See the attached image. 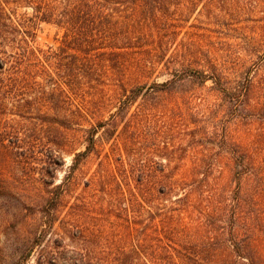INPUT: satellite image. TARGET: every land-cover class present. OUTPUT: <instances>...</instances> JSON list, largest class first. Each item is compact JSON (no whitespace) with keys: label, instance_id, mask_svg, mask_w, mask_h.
Returning <instances> with one entry per match:
<instances>
[{"label":"rangeland","instance_id":"obj_1","mask_svg":"<svg viewBox=\"0 0 264 264\" xmlns=\"http://www.w3.org/2000/svg\"><path fill=\"white\" fill-rule=\"evenodd\" d=\"M172 4L168 13L177 18L171 20L177 42L188 46L193 39L200 49H187L182 56L168 53L162 63L132 77L124 87L117 82L107 88L105 98L89 105L88 119L69 131L64 162L59 165L55 158L49 173L41 158L43 138L50 131H38L36 117L7 114L25 108L9 104L1 110L0 264H37L49 254L66 261L73 251L101 261L134 247L146 251V257H135V262L152 264V228L143 241L133 196L136 183L128 182L127 170L162 166L227 170L235 165L232 156L238 144L248 153L247 163L255 161L264 178V0H198L183 19L175 14L178 5ZM34 23L37 47L60 45L61 28ZM188 66L211 79L201 82L183 75L171 92L120 99L138 82L164 81ZM100 120L106 125L97 135L96 151L71 173L75 154L88 145L87 129ZM36 129L37 145L29 148L26 135ZM105 170L115 173L107 187L99 179ZM242 181L247 185L253 180ZM59 183L65 191L48 227L43 210ZM64 252L67 256L62 258Z\"/></svg>","mask_w":264,"mask_h":264},{"label":"trees","instance_id":"obj_2","mask_svg":"<svg viewBox=\"0 0 264 264\" xmlns=\"http://www.w3.org/2000/svg\"><path fill=\"white\" fill-rule=\"evenodd\" d=\"M178 1L0 0V116L12 104L26 111L10 109L7 114L36 117L38 131H50L42 144L41 161L47 173L55 158L57 164L64 162L69 131L88 119L89 105L105 98L107 88L117 82L124 87L132 77L162 63L168 53L182 56L187 49H200L193 39L188 46L177 42L176 24L171 21L177 18L168 13L171 4L178 5L175 14L183 19L198 0ZM39 21L63 30L60 45L47 49L35 45L34 22ZM183 75L201 82L211 79L203 70L188 66L164 81L138 82L120 99L134 101L144 93L171 92ZM105 125L106 120H100L87 129L88 145L75 154L71 173L96 151L97 135ZM33 131L37 129L26 135L29 148L37 145ZM234 151L235 165L227 170L162 166L125 172L128 182L136 183L133 196L143 241L152 228V264H264V178L255 161L247 163L243 146L237 144ZM114 177L109 170L99 175L105 187ZM244 178L253 181L246 185ZM53 184L45 186L49 189ZM64 191V184H56L46 201L48 227L57 217ZM145 252L121 249L100 261L73 251L68 256L61 253L66 261L49 254L37 264H148L134 261L146 257Z\"/></svg>","mask_w":264,"mask_h":264}]
</instances>
